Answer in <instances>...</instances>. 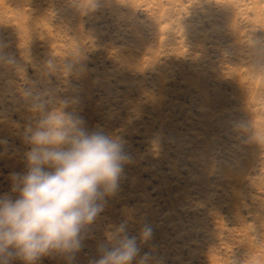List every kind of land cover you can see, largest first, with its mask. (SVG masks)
<instances>
[{"label": "rangeland", "instance_id": "obj_1", "mask_svg": "<svg viewBox=\"0 0 264 264\" xmlns=\"http://www.w3.org/2000/svg\"><path fill=\"white\" fill-rule=\"evenodd\" d=\"M253 32L264 0H0V43L30 59L24 77L0 69V195L15 199L10 175L26 171L25 78L78 98L86 128L121 135L131 159L74 258L37 264H89L129 215V236L152 227L140 254L160 264H264V75L237 47ZM78 49V76L33 67Z\"/></svg>", "mask_w": 264, "mask_h": 264}, {"label": "clouds", "instance_id": "obj_2", "mask_svg": "<svg viewBox=\"0 0 264 264\" xmlns=\"http://www.w3.org/2000/svg\"><path fill=\"white\" fill-rule=\"evenodd\" d=\"M237 47L251 71L264 75V35L253 32ZM5 48L0 43V69L24 77L29 54L21 60ZM33 67L44 80L54 75L67 79L85 70L80 49ZM23 84L20 95L32 114L22 134L29 150L23 154L26 171L10 175L16 198L0 195V264H37L45 256L71 260L103 212L106 198L118 192L131 159L121 135L86 128L78 98H61L58 89L42 88L26 78ZM236 131L255 143L251 123H241ZM130 219L109 226L89 264H160L150 253L140 254V244L152 238V227L144 224L137 236H129Z\"/></svg>", "mask_w": 264, "mask_h": 264}]
</instances>
